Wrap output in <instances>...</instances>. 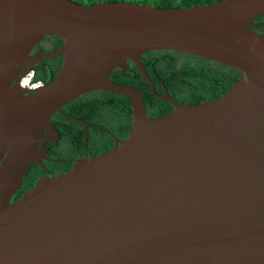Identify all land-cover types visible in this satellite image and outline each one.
I'll use <instances>...</instances> for the list:
<instances>
[{
    "label": "water",
    "instance_id": "1",
    "mask_svg": "<svg viewBox=\"0 0 264 264\" xmlns=\"http://www.w3.org/2000/svg\"><path fill=\"white\" fill-rule=\"evenodd\" d=\"M264 0L188 8L0 0V264H264ZM61 45L35 58L43 37ZM171 51L238 73L218 98L155 95L140 56ZM61 57L23 96L13 84ZM132 63L171 112L147 117L141 94L110 81ZM128 98L131 128L107 153L42 178L16 201L49 118L78 96ZM50 141L49 138H47Z\"/></svg>",
    "mask_w": 264,
    "mask_h": 264
},
{
    "label": "flooded vegetation",
    "instance_id": "2",
    "mask_svg": "<svg viewBox=\"0 0 264 264\" xmlns=\"http://www.w3.org/2000/svg\"><path fill=\"white\" fill-rule=\"evenodd\" d=\"M70 1L75 2V0ZM142 1L118 0L117 2L139 4ZM60 45L61 43L56 45L53 37L45 36L32 47L29 55L40 58L44 54L53 52ZM52 59L39 60L30 68H26L20 72L11 86L16 85L23 96L29 95L27 91L48 81H45L48 75L47 65ZM111 76L112 74L109 79ZM152 90L155 95L167 94L177 104H186V102L181 103L176 97L179 94L178 90L169 92L164 85L155 87L153 84ZM137 92L141 94L145 115L157 117L150 115L157 112L159 104L146 102L144 93ZM146 94L154 97L150 87ZM163 107L166 108V113L163 115L171 112L172 106L169 103L166 102ZM49 124L54 129L55 135L48 136L47 130L43 131L42 139L36 146V161L26 167L25 176L22 177L19 188L10 197V203L20 199L36 181L63 175L70 171L75 161L88 160L107 153L114 145L124 140L131 128L129 101L127 98H113L110 93L102 91L88 92L64 104L49 118Z\"/></svg>",
    "mask_w": 264,
    "mask_h": 264
},
{
    "label": "trees",
    "instance_id": "3",
    "mask_svg": "<svg viewBox=\"0 0 264 264\" xmlns=\"http://www.w3.org/2000/svg\"><path fill=\"white\" fill-rule=\"evenodd\" d=\"M118 0H75L85 6L98 2H117ZM222 0H143L139 4L149 5L159 9L188 8L197 5H208ZM249 30L264 34V15L253 18L248 26ZM56 45L61 41L56 39ZM61 58V57H60ZM54 58L48 62V75L45 81L50 80L59 69L61 60ZM143 66L153 86L164 87L170 92L178 90L177 98L181 103H200L218 98L237 79L238 73L232 68L216 64L201 58L180 54L171 51H151L140 56ZM127 72L122 73L118 68L112 70L111 81L124 86H131L144 94L146 102L159 104L157 112L150 116H162L166 113L164 100L155 99L149 94V86L144 82L136 67L126 61ZM172 94V93H171ZM110 95L113 98H127L123 95ZM128 99V98H127Z\"/></svg>",
    "mask_w": 264,
    "mask_h": 264
},
{
    "label": "bare ground",
    "instance_id": "4",
    "mask_svg": "<svg viewBox=\"0 0 264 264\" xmlns=\"http://www.w3.org/2000/svg\"><path fill=\"white\" fill-rule=\"evenodd\" d=\"M56 58V57H55ZM92 92V91H91Z\"/></svg>",
    "mask_w": 264,
    "mask_h": 264
}]
</instances>
